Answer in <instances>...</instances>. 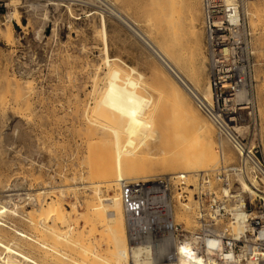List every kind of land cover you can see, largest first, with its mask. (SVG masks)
<instances>
[{
	"label": "rangeland",
	"instance_id": "obj_1",
	"mask_svg": "<svg viewBox=\"0 0 264 264\" xmlns=\"http://www.w3.org/2000/svg\"><path fill=\"white\" fill-rule=\"evenodd\" d=\"M151 1L153 0H0V26L4 27H2L4 32L8 30L6 25L9 26L7 17L10 12L15 11L20 21L19 23L17 19H11L13 37L15 36L12 44L3 39L5 34L0 35V79L6 74L8 76L9 73V78H14L18 82L20 95L28 96L26 102L15 107L16 109L11 111L10 107L7 108L5 110L7 116L5 115L4 121L2 120L0 124V211L13 210L17 205L19 213L31 212L30 214L33 213L38 220L37 206L55 199V195H60L59 198L61 197L65 210L63 220L66 223L58 224V230L72 232L74 229L72 232L74 240L78 238L79 232V238L83 234L84 237L89 236L85 242L88 244L87 253L81 252V255L79 253L77 255V249L65 241L56 243L55 248L47 247V253L44 256V249L40 251L38 248L39 241L28 244L29 242L20 240L24 234L22 231L27 233L31 231L29 234L38 236L42 242L52 244V240L39 236L40 233H34L36 230L28 225L25 226L20 218H10L8 211L1 214L6 217H3V220L14 223L19 230L17 236L7 230L6 232L0 230V238L5 243H9L12 238H18L15 239L18 243L15 248L38 264H107L106 258L111 252L108 233L101 226H97L92 234L87 233L88 229L84 230L81 219H76L73 214L70 219L73 207H76L78 216L82 215L84 218L89 203L93 202L94 208L99 203L101 208L106 198L116 199L114 206L108 205L106 208L114 211L115 216L117 215V218L115 217L117 225L116 223L113 225L117 226L119 233L127 234L121 197L118 200L119 195L121 196L119 184H109L110 187L102 186L101 192L99 191L97 195L101 197L100 199L95 196L96 188L86 186L89 181H95L91 178V173L94 171L93 165L99 159L102 158L106 166L116 165L118 156L115 153V142L111 133L110 94L112 93V96L118 99L125 113L145 109L148 113L156 114L163 103L158 94L161 92V86L159 80L155 78V70L160 68L168 76L171 75L172 80L182 84L186 96L188 95L191 104L198 110L193 93L185 87L191 88L198 95L201 93L196 90V83L193 84L194 79L188 75L191 71L200 72L201 77L198 82L200 87L210 84L208 59L205 52L202 0H174L172 2L174 5L169 0L168 5L169 3L172 5H169L171 10L173 8L177 10L174 14L171 12L172 16L168 14L170 9H165L167 4L161 1L157 3V0H154V4ZM237 3L242 7L244 25L251 41L253 70L251 81L248 83V95L254 98L256 138L260 142L264 156V0H237ZM113 9L118 11L125 20L113 14ZM164 13L166 17L170 16L172 19L175 17L176 20L179 15L180 21L175 19L173 21L180 23L177 25L179 29L177 26L175 29L177 31L182 29L177 33L184 34L179 42L184 45L185 54H189L194 47L195 36L201 46L199 51L202 49V52L192 57L191 64L188 65L189 69L184 66L179 68L171 63L190 87L182 81L179 82L169 73V68L160 56L141 37V34L148 36V41L154 45H162L163 41L166 45L168 44L167 32L162 27L160 31V25L156 24L158 15L164 17ZM190 15L196 18L191 19ZM188 22H194V27H191ZM133 27H136L139 32H136ZM195 27L197 29H194V33L192 28ZM183 28H186V31ZM148 33L155 35L152 37L153 35ZM178 53L181 54V52ZM189 58L186 57V59ZM152 68L155 70L153 71ZM107 74L112 75L108 77ZM112 78L113 80H110ZM108 81L111 82L108 83ZM116 81H121V85ZM108 84L112 87H108ZM118 85L122 87V92L117 88ZM108 88H111V92ZM2 98L5 99L4 93ZM26 103L29 105L26 106ZM198 111L203 118H207L200 109ZM212 127L215 129L213 124ZM130 130L125 127L123 129L121 158L126 161H146L155 158L157 153L150 152L145 131L132 133ZM214 135L215 147L219 149L216 130ZM160 147L163 148L162 142ZM223 149L232 159L234 151L231 146L224 143ZM220 162L215 166L216 169ZM93 199H96V203ZM99 200L100 202H97ZM180 204L176 207V214L182 211L181 207L178 208ZM192 204H194L193 201ZM95 210L100 211L97 208ZM96 212H94L95 216L98 215ZM179 218L177 221L187 228L193 227L192 223L189 225ZM120 220L124 227H121ZM53 224L54 221L50 219L48 225ZM0 228L3 227L0 226ZM1 251L0 247V254H3ZM91 251H95V255L91 254ZM54 253H64L65 256L63 255L61 260L58 258L61 255L56 256ZM4 254L0 255V263L5 260L2 259ZM52 254L58 258V261ZM69 254L73 256V261L67 259ZM127 262L133 264L130 258Z\"/></svg>",
	"mask_w": 264,
	"mask_h": 264
},
{
	"label": "built area",
	"instance_id": "obj_2",
	"mask_svg": "<svg viewBox=\"0 0 264 264\" xmlns=\"http://www.w3.org/2000/svg\"><path fill=\"white\" fill-rule=\"evenodd\" d=\"M202 10L212 98L194 97L215 127L221 162L211 172L121 181L128 246L157 264L187 253L206 264H264V156L254 98H238L251 81L250 36L239 3L202 0ZM190 199L195 224L187 228L176 207Z\"/></svg>",
	"mask_w": 264,
	"mask_h": 264
},
{
	"label": "bare ground",
	"instance_id": "obj_3",
	"mask_svg": "<svg viewBox=\"0 0 264 264\" xmlns=\"http://www.w3.org/2000/svg\"><path fill=\"white\" fill-rule=\"evenodd\" d=\"M158 1L159 2L161 1V2L168 5L169 0H167V1L166 0H157V3H158ZM225 1L228 4H233V3L236 4L237 3V0H225ZM151 2H154V4H155L154 0ZM172 2H174V0H172V1L170 0V3L172 5H174V3H172ZM170 3H169V5H170ZM169 5L167 6L168 8L165 7V9L166 10L170 9L168 14H170V16H172L171 12H173V14H174L175 13L174 11H177V10L176 9L173 10L174 8L171 10L170 6H172V5H170V6ZM112 13L117 14L119 17H121V19L125 20V18L123 16H121V14L118 13V11H115L113 9ZM165 14L166 13H164V15ZM177 14H175V16ZM197 14H199V12ZM162 15H158V19H156V24L158 23V25H160V29H159L160 31L162 30L161 29V27H162L163 30L165 32H167V34H168L167 37L169 38L167 45L164 41L162 42V45L161 44L154 45L148 41V36L143 35L141 33H139V34H141V37L149 43V47H151V49L157 55L160 56L162 61L169 68V73H171L175 78H177V80L179 82L180 81L184 82V79H182V77H180V75L178 73L179 71H176L177 68L174 69L172 64H175L179 68H181V66L183 68V66H184V67H187V69H189L188 65L191 64L190 62L192 61V57L197 55L198 52H200V51L202 52V49L199 51V47H201V46H199L198 40L195 36V40L193 42L194 47H192L193 46L192 45L191 46L192 49L190 50L189 54H185L184 50H183L184 45H182L179 42V40L182 38V36H184V34L182 35V34L177 33V32L182 30L181 27H180L181 30H179V31H177V29H175V27L180 24V23L178 24L177 22L175 23V21L179 20V18H180L179 15H177L178 17H176V18H178V20H176L174 17L175 21H173L174 19H172V17H170V16H169L170 17L169 18V17H166L167 15H165L164 17ZM160 16H162V17H160ZM193 17L191 16V19ZM13 18L17 19V22L20 23L17 14H15V11H13L12 13L10 12L9 16L7 17L8 22H9L8 23L9 26L5 24L6 29L8 27V30L6 31V33L4 32V29H3L4 27L2 26L3 27L2 28L0 26V35L4 36V34H5L6 36H4L5 38H3V39H6L7 42H10L11 44L14 42L13 38L15 37V36L13 37V27L11 24L12 23L11 19H13ZM194 18H196V17H194ZM193 23L188 22V24H191V27H194L195 23L194 24ZM102 24L104 26V23H102ZM182 25L184 26L183 23H182ZM152 27H154V26H152ZM133 28H135L134 30L136 32H139L136 27H133ZM177 28H178V26H177ZM183 29H185V31H186V28H183ZM192 29L194 32V29H197V28L195 27ZM191 33H192V31H191ZM103 34H105V33H103ZM150 34H152V33H150ZM154 35L152 37H154ZM157 35H158V32H157ZM194 35H196V34H194ZM152 39H154V38H152ZM12 40H13V42H12ZM164 40H167V39H164ZM156 41H158V40H156ZM163 43H165V44H163ZM178 52H181V54H179ZM182 52L184 54H182ZM186 57H190V58L186 59ZM107 64H108V60H107ZM154 65H155V63H154ZM201 65L203 66V64H201ZM155 66H157V65H155ZM155 66H153V67H155ZM162 68H164V67H162ZM109 69L110 68H108V70ZM152 69L154 71L156 69V67H155V69L154 68H152ZM180 70L182 71V69H180ZM155 71H156L155 72V78H157L159 80V83L161 86V92L158 93L159 96H161V97H159V99L162 100V102H163L160 111L157 112L156 114H153V112H150L151 113L150 114L145 109L125 113L123 111L122 106L119 104L118 99L115 98V96H112V93L110 94V96H111L110 118L112 121L111 133H112V137H113L114 142H115V153L118 157L116 158V165L112 166V167L106 166V164L104 163V160H101L102 158L99 159L93 165L94 171L91 173V178L95 181H91V182L89 181V183H87V185L86 184L85 185L89 188H96V191H95L96 192L95 193L96 198L98 197L97 195L99 194L101 187L104 185H108L110 187L112 184L115 183L114 185H116V183H117V185L119 184V188H120V182L123 180L149 179V178L157 176V175H155L157 173H161L163 175V174H194V173H198V172H210L211 170L216 169L215 166L219 163V161H221V153H219L218 152L219 149H217L215 147L216 146V144H214L215 140L213 141V139H214L213 137L215 136L214 135L215 129H213L212 124H210L211 122L207 118L206 119L210 123L205 118H203V116L198 111L199 109L197 110L196 107L194 108V106L190 102L188 95L186 96V94L184 92L185 90H183V88H182V84L180 85V84H178V82L172 80L173 77L171 78L170 77L171 75L168 76L160 68H157ZM196 72L191 71V73H190V71H189L190 74L188 76H190L192 79H194L193 84L196 83V86H197L196 90L198 92H200L201 95H198L191 88L185 87V89L191 90L189 92L193 93L192 95L197 97V98L204 97L206 100L211 101L212 92H211L210 84H206L205 86H203L201 88L199 83H198L200 81V77H201L199 75L200 72H197V73ZM107 75L109 77V75H112V74H107ZM185 76H186V74H185ZM110 80H113V78ZM188 80H189V77H188ZM185 81H186V79H185ZM110 82L108 81V83H110ZM118 82L116 81V83H118ZM112 83H113V81H112ZM119 83L118 84L121 85V81ZM184 84L186 86H189L186 84V82H184ZM200 84H202V82H200ZM108 85H109L108 87H110V86L112 87L111 84H108ZM119 85L117 88H119V91L122 92V87L121 86L119 87ZM114 87L115 86L113 85V88ZM108 89L110 90L111 88H108ZM113 91H115V90H113ZM110 92H111V90H110ZM2 93H4V95H5L4 100L2 98ZM248 93H249L248 92V84H243V86L240 89V92L238 93V98L239 99H245V98H247V96H249ZM27 97L28 96L24 97L23 95H20L19 88H18V82L14 78H9V73H8V76L6 74L5 77H2L0 79V124L2 123L3 118H5V115L7 114V112L5 110L7 108L9 109V107L11 108V111L13 109H16L15 107H17L18 105L20 106L21 103L23 104V102H26ZM26 104H27L26 106L29 105L28 103H26ZM26 106H25V108H27ZM4 111H5V113H4ZM124 127L131 129L130 131L132 133H135L136 131L144 130L145 134L148 137L147 143H148V146L150 148V152L155 151L157 153V156L155 158L148 159L146 161H139V160L126 161V160H123L121 158L122 148H123L121 138L123 135ZM17 130H18V128H17ZM161 142H162L163 148L160 147ZM222 147H223V144H222ZM109 184H111V185H109ZM82 188H83V186H82ZM61 190H63V189H61ZM108 190H110V189H108ZM59 192H61V191H59ZM56 194H57V192H56ZM59 196L55 195V197H54L55 199H52L49 202L48 201L43 202L42 204L38 203L39 205L37 204L38 205L37 206L38 207L37 208L38 209L37 210L38 220H36L37 217L35 216L36 217L35 218L33 213L30 214L31 212L30 213L29 212L24 213V211H23V213H19L18 212L19 210H17L19 207L17 205L14 206L15 208L13 210H7L6 209L8 212L1 210L0 211V226H2L4 229L0 228V230L5 231V232L7 230L10 233L16 234V236L18 235L17 234V231L19 230L18 227L15 226L14 223H12L8 220H3L4 219L3 217H5V216L1 215V214H3V213L5 214L7 212L11 216L10 218H13V219H14V217L20 218L21 222H23L25 224V226L28 225V227L34 228L36 230V232H34L31 229L34 233H40L39 236H41L43 238L47 237L50 239V241L51 240L53 241L52 244L49 242H42L38 239V236L34 235L33 233H32L33 235L29 234V233H31V231L29 233L22 231L24 234L22 235V238H20V240H25V241L29 242L28 244H30V242H31V244H33L34 242L39 241L37 243H38V246H40V247H38V246L37 247L40 249V251L42 248L44 249V251H45L44 256L47 253V251H46L47 247L55 248L56 243H61V242H65V241H66V243H70L68 245L77 249V251H76L77 255H78V253H79V255H81V252L87 253L88 252V249H87L88 244L85 242H87V240L89 239V236L84 237V234H83V236L81 235V237H83V239H80L81 237L79 238V236H80V232H79L77 234L78 238H76L74 240V237L72 235V232L74 229L72 230V232H70L68 230L66 232H60L58 230V227H57L58 224L66 223L65 220H63V217L65 216V212H64L65 210L63 208V202L61 201L62 199L60 200L61 197L59 198ZM120 197L121 196L119 195L118 200L120 199ZM93 200H95L94 202L96 203V199H93ZM97 202H100V200ZM115 202H116V199L113 200V198H111V199L106 198L104 200V203H102L101 208L99 206V203H98V206H97V204H95L97 206L95 208H94L93 202H91V204L89 203L87 205L88 211L86 212V215L84 218L82 217V215H80V217H82V218H80L78 216V212L76 210V207H73L72 211L70 212V219H71V214L76 216V219H78V220L81 219L83 224H84V226H83L84 230L88 229L87 233H89V234L90 233L92 234V232H95V228L97 229V226H101L102 229L104 228L103 230L106 231L109 235V241H110L109 243H110V249H111L110 250L111 252L109 251L110 253H108L110 256V259H109V256H107V258H106L107 264H110V263L111 264H128V262H127L128 258H130L132 260L133 264H157L154 260H150V258L148 257L147 254L143 255V251L141 249H134V250L130 251V248L128 246L127 234L122 233V232H121L122 234H120L119 230L116 228L117 226L115 227L113 225L117 221L115 219V217L117 218V215L115 216L114 211L107 210V208H106L108 205L114 206ZM180 207H181L182 211L180 210L181 212L179 211L180 213H177L178 215L176 214V217L177 218L180 217L179 219H182L181 221L184 220L189 225L191 223L194 225L195 224V219H194L195 209H194V205L192 204V200L190 199V201L187 204H180V206L178 208H180ZM96 208L98 210H100V211H97L98 213L95 210ZM21 209H22V207H21ZM94 212H96L98 215L95 216ZM34 213H35V210H34ZM50 219H52L54 221L53 225H48ZM123 220H124V218H123ZM121 221L122 220H120V222ZM73 224H74V226H76L75 223H73ZM120 224H122V222ZM115 225H117V223ZM83 227H82V230H83ZM121 227H124L123 224ZM28 229H26V230H28ZM125 231H123V232H125ZM4 237H2V238H4ZM15 239H18V238H12L11 241H9V243H5L0 238V247L2 248L1 252H3V254L5 253L4 258H2V259H5L3 261L4 264H30V263L31 264H33V263L38 264L37 262L32 260L28 255L22 253L21 251H19L15 248V245H18V243L16 242ZM49 239H48V241H49ZM28 244H27V246H28ZM3 254H0V255L3 256ZM54 254H56V256L61 255V257L58 256V258H61V260L65 256L64 253H54ZM91 254L95 255V251H91ZM52 256H54V255L52 254ZM46 257H48V256H46ZM66 257L64 258V261L66 260ZM72 257L73 256H71L69 254V258H67V259L68 260L70 259L69 261H73L72 259H74V258H72ZM54 258H55V256H54ZM58 258H57V261H58ZM168 259L173 260L171 258H168ZM226 259L231 260L230 257H228ZM61 260L59 259V261H61ZM3 262L1 261L0 264H2ZM169 264H175V263L169 262ZM176 264H206V262L205 261L203 262V261L199 260L198 258H194L187 253L185 255H181L177 259ZM207 264H219V263L216 262L215 260H211ZM250 264H252V263H250Z\"/></svg>",
	"mask_w": 264,
	"mask_h": 264
}]
</instances>
